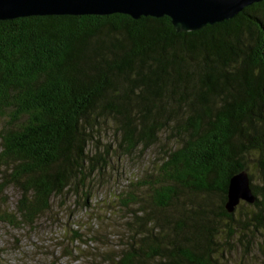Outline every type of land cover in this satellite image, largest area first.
<instances>
[{"label":"trees","instance_id":"1","mask_svg":"<svg viewBox=\"0 0 264 264\" xmlns=\"http://www.w3.org/2000/svg\"><path fill=\"white\" fill-rule=\"evenodd\" d=\"M105 119L123 154L162 133L176 143L121 198L137 206L116 264L223 263L224 219L228 238L231 221L264 228V0L188 31L167 15L119 12L0 20V192L18 189L23 220L107 164L111 149L88 152ZM251 156L257 198L228 211L230 178ZM72 193L87 203L90 188Z\"/></svg>","mask_w":264,"mask_h":264},{"label":"rangeland","instance_id":"2","mask_svg":"<svg viewBox=\"0 0 264 264\" xmlns=\"http://www.w3.org/2000/svg\"><path fill=\"white\" fill-rule=\"evenodd\" d=\"M92 134L88 152L111 149L107 164L95 169L83 184L73 183L63 194L51 196L49 207L32 222L23 220L16 213L20 194L16 187L8 186L0 192L1 262L116 264L120 250L127 245V233L131 231L128 226L132 220L130 213L137 206L132 203L126 207L121 198L129 190L131 180L156 173L176 143L162 133L148 148L140 150L139 147L130 154H123L116 146L115 125L109 119L97 123ZM247 166V171L253 174L252 181L262 184L254 157H249ZM1 174L0 168V177ZM76 186L90 188L87 203L72 193ZM137 192L141 198L149 199L151 189L140 188ZM244 207L235 211L237 221L245 220ZM248 210H252L250 206ZM223 221L226 223L222 224L221 242L226 255L221 264H264V228L253 227V232L243 228L242 222L231 221L237 231L228 238L225 231L228 219Z\"/></svg>","mask_w":264,"mask_h":264},{"label":"water","instance_id":"3","mask_svg":"<svg viewBox=\"0 0 264 264\" xmlns=\"http://www.w3.org/2000/svg\"><path fill=\"white\" fill-rule=\"evenodd\" d=\"M259 1L262 0H0V20L26 15L119 12L134 18L167 15L176 30L188 31L230 19ZM256 198L248 171L234 173L228 185V211H233L241 200L254 202Z\"/></svg>","mask_w":264,"mask_h":264}]
</instances>
